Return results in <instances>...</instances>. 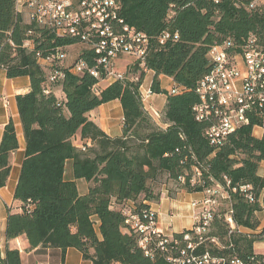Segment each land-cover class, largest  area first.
I'll list each match as a JSON object with an SVG mask.
<instances>
[{"label":"trees","instance_id":"1","mask_svg":"<svg viewBox=\"0 0 264 264\" xmlns=\"http://www.w3.org/2000/svg\"><path fill=\"white\" fill-rule=\"evenodd\" d=\"M118 1L126 23L151 39L146 67L154 72L152 92L167 96L163 126L142 102L144 71H134L137 82H113L99 93L95 92L99 81L89 74L66 70L62 79L51 82L37 54L47 57L58 47L76 43L56 39L26 23L17 10V0H0V69L8 79L28 78L31 83L29 93L17 96L26 141L14 197L21 212L9 210L5 236L10 241L25 235L32 250L61 251L60 261L49 264H65L69 249L79 251L92 264H172L162 257L146 256L128 223L130 214L144 222V215L154 211L152 204L159 203L163 194L162 174L175 181L182 192L193 194L215 184L226 186L225 178L229 179L235 221L250 231L259 227L256 214L264 210V200L260 202L264 177L258 174L264 161V135L257 138L252 124L215 147L205 138L206 125L198 122L192 111L199 102L195 88L211 69L210 49L229 38L237 42L249 36L264 39V15L249 10L256 0ZM164 33L170 38L161 43ZM28 40L35 44L32 50L25 47ZM81 59L93 64L88 51ZM160 76L171 78L173 86L182 88L181 94L163 90ZM57 86L64 99L55 93ZM113 101L121 102L124 114L123 133L116 138L89 119L92 111ZM3 133L0 189L7 186L11 158L19 149L13 121ZM78 134L80 147L73 142ZM69 160L75 180L89 183L85 195L79 194L75 181L65 180ZM192 166L201 168L203 186L181 185L182 176L188 182L192 178ZM241 186H251L248 193L254 195L253 202L246 198L247 192L240 191ZM225 209L216 215L212 233L223 243L228 234ZM260 239L261 235L244 232L232 236L233 253L264 264V255L255 253L253 247ZM214 253L220 256L225 252ZM20 256L18 250L7 248L2 257L0 249V264H22Z\"/></svg>","mask_w":264,"mask_h":264},{"label":"built area","instance_id":"2","mask_svg":"<svg viewBox=\"0 0 264 264\" xmlns=\"http://www.w3.org/2000/svg\"><path fill=\"white\" fill-rule=\"evenodd\" d=\"M219 1L215 0L216 3ZM17 10L26 23L46 30L56 39L72 40L83 49L72 66L66 65L69 47H58L47 57L37 54L38 62L51 76V82L62 79L66 70L76 75L89 74L99 81L95 86V92L99 93L103 84L137 82L138 78L134 76L138 75H134V71L138 74L147 72L151 39L126 23L118 0H17ZM249 10L264 15V0L252 2ZM169 38V33H164L161 43ZM25 47L32 50L35 44L28 40ZM84 51L92 55V65L81 59ZM124 57L133 59L130 79L127 72H121L119 68V61ZM208 58L211 69L195 88L199 102L192 110L196 120L206 125L205 138L219 147L238 130L252 124L255 136L257 131L264 135V39L249 36L237 42L229 38L214 45ZM168 92L176 96L181 94L182 88L173 86ZM154 95L151 88L141 92L146 111L152 113L156 121L160 114L147 106ZM192 158L195 159L194 154ZM191 172L189 182L186 176L179 179L181 185L191 188L202 185L201 168L192 166ZM225 179L226 186L215 184L203 192L202 200L191 203L192 227L186 232H161L154 211L144 215V222L130 214L128 223L138 235L139 246L146 256L162 257L172 264H257L233 253L231 238L242 233L244 228L235 221L228 191L231 182ZM250 190L251 186L240 187L241 192H247L246 198L253 202L254 195L248 193ZM223 207L226 208L223 218L228 228L226 243L212 235L215 217ZM216 250L229 254L218 256L214 253Z\"/></svg>","mask_w":264,"mask_h":264},{"label":"crops","instance_id":"3","mask_svg":"<svg viewBox=\"0 0 264 264\" xmlns=\"http://www.w3.org/2000/svg\"><path fill=\"white\" fill-rule=\"evenodd\" d=\"M73 46H70L67 49V66H72L81 54L79 53L81 49L80 46H77L75 49L70 50V48ZM119 68L121 72H127V74L130 73V76H132L131 73L133 72L134 68L133 59L129 57L122 58L119 61ZM150 73H152V75L154 76V72L147 71L144 82H146L147 76ZM166 79L171 83V87H173V80L171 78L160 76V81ZM105 86L103 84V88H105ZM149 87L150 86H147L145 88L142 86L141 92H146ZM161 88L166 91L170 90V88L164 89L162 85ZM30 89L31 83L28 78H18L11 80L7 78L6 71L0 69V146L4 135L3 132L10 121H13V123L15 124L19 142V149L15 153H13L11 158L12 169L7 186L0 189V249L2 257L5 256V251L7 248H9L10 250H18L21 253L20 257L22 264H49L56 262L57 260L60 261L61 251L41 248L32 250L30 247V243L28 242V239L25 235L10 241H7L5 236V229L8 218L7 215L9 214V210H12L13 212H21L20 203L16 201L14 197L16 187L20 178L19 173H21L22 164L25 158L26 141L21 124L19 108L17 105V96L29 93ZM53 89L59 98L64 99L65 96L60 86L54 87ZM159 95L161 96V99L158 100L156 107L155 104H153L154 96L148 101L149 109L157 112L158 114H164L163 111H165L166 108L167 96L165 94ZM150 104H153L154 106ZM123 115L124 114L121 102L113 101L110 103H106L96 110L92 111L89 114V119L90 121L94 122L109 137L116 138L120 137L123 133ZM158 124L160 126H163L161 123ZM257 134V138H262L263 135L261 131H257ZM73 142L77 147L82 146L81 135L78 134ZM258 174L259 176L264 177V161L260 165ZM65 180L75 181L80 195L87 194L89 190V183L83 179L75 180L72 160H69L66 163ZM167 194V192H163L160 202L152 204V209L158 214L159 230L166 234L173 233V230L176 232L190 230L192 227L191 203L196 200H202L204 198V194L181 193L177 199H173ZM263 200L264 192L261 195L260 202L263 203ZM256 216L260 222L259 227L256 230L251 231L250 229L244 228L243 232L250 235H261L260 241H258L253 247L255 253L264 255V210L258 212ZM65 264L92 263L89 261H85L79 251L75 249H69L66 254Z\"/></svg>","mask_w":264,"mask_h":264},{"label":"rangeland","instance_id":"4","mask_svg":"<svg viewBox=\"0 0 264 264\" xmlns=\"http://www.w3.org/2000/svg\"><path fill=\"white\" fill-rule=\"evenodd\" d=\"M76 47L77 46H73L70 48V50H73ZM81 51L82 50L80 49L79 53H81ZM127 77H129V79L132 78V76H130V73L127 75ZM153 78H154V76L152 75V73L148 74L146 82H143V87H145V88L147 86L151 87ZM160 82H161L162 87H164V89H166V88L169 89L171 87V83L167 79L160 81ZM104 86H105V84H104ZM153 98H154L153 104H155V107H156L157 106L156 104L158 103V100L161 99V96L159 94H155ZM153 104H150V105H153ZM147 106H149L148 102H147ZM156 120L158 121V123L162 124L163 123V114L160 113V118H156ZM162 125H164V124H162ZM257 136H258V134H257ZM159 181H160V184L162 185L163 192H165V193L167 192L168 193L167 195L173 199H177L181 193H190L188 191L182 192L183 190L180 189V186L175 181L170 180L168 178V176H166V175L162 174L159 178ZM173 232H176V231L173 230Z\"/></svg>","mask_w":264,"mask_h":264}]
</instances>
